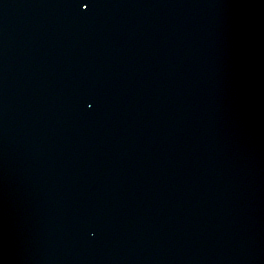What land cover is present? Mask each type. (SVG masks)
<instances>
[{
	"label": "water",
	"instance_id": "water-1",
	"mask_svg": "<svg viewBox=\"0 0 264 264\" xmlns=\"http://www.w3.org/2000/svg\"><path fill=\"white\" fill-rule=\"evenodd\" d=\"M26 6L43 264H264V0Z\"/></svg>",
	"mask_w": 264,
	"mask_h": 264
},
{
	"label": "snow or ice",
	"instance_id": "snow-or-ice-1",
	"mask_svg": "<svg viewBox=\"0 0 264 264\" xmlns=\"http://www.w3.org/2000/svg\"><path fill=\"white\" fill-rule=\"evenodd\" d=\"M88 7H89V5H88V4H85V5H84V8H88Z\"/></svg>",
	"mask_w": 264,
	"mask_h": 264
}]
</instances>
